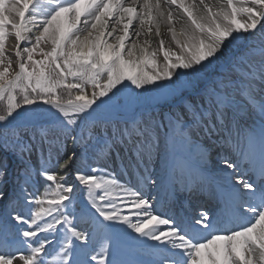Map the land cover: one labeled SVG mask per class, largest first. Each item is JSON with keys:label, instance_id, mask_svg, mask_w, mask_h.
Masks as SVG:
<instances>
[{"label": "snow or ice", "instance_id": "1", "mask_svg": "<svg viewBox=\"0 0 264 264\" xmlns=\"http://www.w3.org/2000/svg\"><path fill=\"white\" fill-rule=\"evenodd\" d=\"M173 6L186 17L179 31ZM161 23L168 26L167 34L179 52L166 47ZM153 31L159 41L157 48L149 51L153 45L148 37ZM117 32L122 34L115 35ZM240 33L264 36V0H219L218 5L206 0H0V124L8 122L20 109L42 103L59 113L62 125L75 126L78 117L90 114L94 106L99 107L98 101L110 99V94L125 82L143 89L172 80L179 70L199 71L201 66L208 67L226 42L231 43ZM114 36L117 42L109 43ZM11 37L16 41L11 54L18 62L15 75L7 51ZM141 37L146 38L142 44L137 43ZM128 41H132L130 47ZM42 44L51 45L50 51H44ZM137 48L142 56L136 55ZM258 51L264 57V48ZM158 52L163 54L162 68ZM37 55L43 59H35ZM258 75L264 78V63L259 72L250 70L249 79ZM87 86L93 89L90 98ZM59 90H64L66 98ZM74 91L79 94L74 95ZM248 92L249 103L255 102L252 90ZM259 108L264 112V101ZM196 116L199 120L194 116L193 122L204 124L211 133L210 116L200 112ZM143 147L139 142L133 144L140 158ZM101 151L111 152L113 145L105 144ZM75 156L73 153L63 165L57 160L55 166L63 172ZM47 163H52L51 156ZM224 167L233 171V183L239 186L233 188V193L245 201L239 207L246 215L235 218L231 227L213 225L207 213H200L189 226L182 227L154 209L139 182H122L105 168H82L75 179L87 190L91 208L103 221L124 225L139 237L165 246L159 249L166 254L162 264H264V185L257 189L247 179H236L234 163L225 161ZM260 174L264 176V148ZM40 175L47 183L43 195L25 194V202L37 206L35 210L30 209L28 218L11 217L25 226L20 232L24 238L20 243L28 254L17 256L0 247V264H44L45 250L53 241L38 238L41 234L56 233L60 226L64 230L61 264H69L74 240L83 244L89 241L67 213L74 191V186L64 183L67 174L58 179L59 173L52 174L45 167ZM3 176L0 169V181ZM3 198L0 193V200ZM107 252L105 246L90 260L94 264H111Z\"/></svg>", "mask_w": 264, "mask_h": 264}, {"label": "rangeland", "instance_id": "2", "mask_svg": "<svg viewBox=\"0 0 264 264\" xmlns=\"http://www.w3.org/2000/svg\"><path fill=\"white\" fill-rule=\"evenodd\" d=\"M36 34H38V31ZM29 35L31 36L32 34ZM247 35L248 33H240L231 43L226 42L222 52L218 53L217 58H214V62L206 68L201 66L202 70H179L176 75H174L172 80L160 81L155 85H146L143 89H136L129 82H125L124 85H120L116 90H114V94H110V99L105 98V102L98 101L97 103L101 106H107L113 111L132 114L135 116V118H137L136 124L127 127L130 135L129 141L131 143L135 144L139 142L142 144V142L145 140L144 136L146 134L150 136H162V134L164 135L169 132L170 128L176 130L173 133H175V136L180 141H189L186 138L187 134L185 135V133L188 129L191 130L195 124L193 122L194 114L197 112L201 113L207 110V108L209 109L208 106L204 105H207V103L210 101H205L204 99H191L184 103V108L190 109V112L193 113V116L188 115V113H186L183 109L173 111V108H164V105L178 102L182 97H184L186 93H192L199 90L200 86L208 80L213 82L214 85L212 90L214 92L221 96H230L233 92V90H231L233 87L231 83L236 81L235 79L238 78V73L236 74V72L239 71L240 73V71H244L242 69L243 61L241 58L243 53L234 57L233 65L225 72L218 73L217 69L221 61L225 59L228 53L234 52L247 42ZM112 42L116 43L117 41L115 38H113L109 40V43ZM15 43V38L11 37L9 40V48L7 50L12 60V74L18 65L14 55H11V47ZM250 43L252 45L254 40H252ZM252 47L253 45L251 48ZM41 48L44 51H50L51 45L42 44ZM156 48L157 46L155 49ZM249 49L247 51H249ZM126 50L127 49H125V52H127ZM34 58L37 60L43 59V57L39 55L35 56ZM161 61V64H164V58L161 59ZM149 71H151V69H149ZM92 91L93 89L90 86L86 87V92L89 98L91 97ZM75 94L79 93L75 91ZM151 103L159 106L153 107L148 105ZM159 103H164V105ZM60 121V117H51L44 112H35L32 115L24 116L16 125H14V127L0 131V169H2L4 172L2 181H0V193H2L4 197L2 200H0V231L3 227L2 239L7 236L6 240H10L12 237H15L17 233L19 234L21 232V229L16 227L17 225L10 226V224H13L10 223L13 222L11 217L18 215L17 213H19L18 209H16L14 206V204H17L15 203L16 200L12 198L11 201L9 199L5 201L7 196L10 194L11 184L19 177L18 171L21 170H12L14 165V156L23 158L22 153L26 152L28 155L33 157V162L35 165H40L43 162H47L49 156H51L52 162L57 161L60 159L61 155H63L68 150L71 144L74 143V140H76L79 141V158H77L75 165L78 167V171L82 168L96 166L108 169L112 173L116 174L119 179H121L120 173L117 171V169L110 167L108 163L106 164L105 152L101 151L104 148L103 144H106V142L112 138H117V133L119 131L117 126L114 124L91 123L86 121L82 124L81 128L75 131L74 126L65 127L60 123ZM42 133H46V135L42 136ZM98 144H101L102 146ZM26 146H30V148L26 149ZM70 185L74 186L75 189V191L71 194L72 201L67 209V213L70 214V219H73L74 221L75 218L78 217V211L81 207V213L83 216H85L89 227L91 224H94L97 230H100L103 233L105 231L104 225H108L111 222L103 221V219L99 217L95 210L91 208L88 201L87 190L84 187L81 185L79 186L78 182ZM75 198L81 199L79 205L77 204L78 206H76ZM47 219L51 218L49 217ZM111 224L112 226L116 225L113 223ZM101 225H103V227H101ZM13 227H16L17 230H15ZM86 229L87 228H85V230ZM85 230L82 233L89 237L88 243L83 244L74 240L73 243L75 247L71 250L73 253L72 256H75L76 259L78 258L76 262L78 261L79 264L81 258L82 260H90V256L102 252L103 248L107 246L106 244L108 243V241L104 243L103 237L102 241L99 237L93 235V233L88 234L87 230ZM59 232L64 233L63 226H60V229L50 236L49 234H41V236L38 238L40 240H45V238L48 237L53 241L47 246L45 250L46 255L48 254L47 250H49L50 247L56 242ZM103 236L106 237V239L110 238L108 233L103 234ZM32 243L33 246H38L35 242ZM1 244L3 243H0V247L4 248V246ZM86 248H92V250L86 254ZM52 249L56 250V246L54 248L53 245ZM22 254L27 255V249L22 248L21 251H19V254L16 253L15 255L19 256ZM83 254H86L88 258H83ZM16 264H21V262H16Z\"/></svg>", "mask_w": 264, "mask_h": 264}, {"label": "bare ground", "instance_id": "3", "mask_svg": "<svg viewBox=\"0 0 264 264\" xmlns=\"http://www.w3.org/2000/svg\"><path fill=\"white\" fill-rule=\"evenodd\" d=\"M206 2H210L213 5H218L219 0H206ZM162 3H163V0H162ZM164 7L168 8V5L165 4ZM172 10L176 13V19L179 21V23H177L175 25V27L177 28V31H179V29L183 26V23L186 20V17H184L183 13L180 10L175 9L174 6H173ZM241 19H244V18H241ZM135 28H136V26L134 25V28L132 30L133 31V38H135L134 37ZM110 29H111V27H110ZM160 30H161L162 38L166 41V47L171 46V48L174 51L179 52V49H177L175 47V44L171 41L170 36L167 34L168 26L163 24V23H161V29ZM117 34H122V33L117 32L115 35H117ZM251 34H252V37L259 36V35L254 34V33H251ZM113 38H115V36ZM113 38H111V39H113ZM145 38L146 37H141L140 41H137V43L142 44V41ZM148 38L152 40L153 47H152V49H149V51H152L158 45L159 38L155 36V31H153L152 36L148 37ZM112 43H115V42H112ZM127 43H129L128 47H130L132 41H128ZM128 47H126L127 50H128ZM13 51H14V49H13V47H11V53H13ZM136 55L137 56H142V53L140 52L139 48H137ZM229 57L230 56H227V57H225L224 60L221 61V64L225 65L223 68H226L228 66L229 61H230ZM14 58L17 60V58L15 56H14ZM161 59H163V54H162V52H160V53L158 52V63H159V65L162 68L164 64H161L162 63ZM246 66H248V64H246ZM249 68L251 69V68H253V66L250 65ZM17 71H18V65L16 66V70L14 71V73L12 75H15V73ZM262 79L264 80V78H262ZM212 85H213V83L211 84V83L207 82L205 84H202L201 87H203L202 93H206L204 95L208 94V95H211V97L214 98V95L209 92L210 91V87ZM259 85H260L261 93H262V95L264 97V84H259ZM188 99H190V98H188ZM259 103L260 102H257L254 105L252 111H250L247 116H248V120L256 118V121L258 120V123H260L259 125L264 127V112H262V114H261V111H259ZM178 107L179 108L180 107L183 108L182 105L181 106L180 105H176V106L174 105L173 109H177ZM26 108L36 109L37 111H43V112L47 113L48 115L60 117L59 113H57L50 106L44 105V104H41V103L37 104V105H33V106H28ZM26 108H24V109H26ZM94 108H95V110L91 111L90 114L89 113H85L83 116H80L78 118H80L82 120V122H84L86 120H91V121L103 122V123H109V124L112 123V124H114L117 127H120L121 124H123V123H128L129 121H131L130 120L131 118L126 117L121 112H118V111L115 112V111H112V110H107V109H103L101 107H96V106H94ZM23 110L20 109L19 112L17 114H14V117L10 118L8 122L0 124V127H8V126L14 125L18 121L17 118H16L17 115ZM186 111L190 112V109H186ZM245 124H247V123L245 122ZM249 129H251V132H253L255 135H260L261 134V130L260 129L253 128L251 126H250ZM262 130H264V129H262ZM165 140H166V137H164V136L153 135L151 137V141H145L143 145H144L145 148H148V149L151 148L152 150H154L155 153H157L159 151V149L161 150V149L164 148V144H161V141H165ZM76 144L77 143H75L74 146H71L69 148V150H68L69 156L68 157L72 156L73 153H75L76 156H77V149H78L79 145H76ZM98 145H101V144H98ZM164 153H165V150L163 149L161 157L163 156ZM130 154L131 153H129L128 155H130ZM144 155L147 156L146 153H144ZM117 156H118V154H117ZM164 156H163V158H159L157 160H159L162 163L166 162L167 161L166 158L168 157V155H164ZM67 159H69V158H67ZM75 159H76V157H75ZM75 159L73 161H75ZM16 164H19V162L16 161ZM69 172H71L70 168L67 169L64 172V175L65 174H69ZM124 173H126V175H124ZM120 174L122 176V178L120 179L122 182L123 181H130L131 184L137 185L138 181L134 180L132 173L128 169L120 171ZM143 177H144V175H143ZM139 187L141 188L143 194L145 196H147L148 198H150L151 202L153 203L154 209L156 211L161 212L162 208H164V206H165V207L171 208L172 211L174 212L175 207H173V205L170 203V199L168 198V196L164 195V197L160 200L158 198H154V194L152 195L150 193H147L146 192L147 190L145 189V187L141 186V183H139ZM200 192L203 194L202 191H200ZM164 216L168 217L169 216L168 212H165ZM173 221H176V218L173 219ZM134 222H135V220H134ZM115 226H113L110 229V231H109V234L111 236L115 235L118 238L120 236H124L127 239H132L133 241H139L141 239H144L143 237H139V236L134 238L133 236L136 235V233L132 232L131 229H128L124 225L116 224ZM119 243H121V242H119ZM128 243H130V245H132V246H130L129 250L136 251L137 253L144 254V255L149 253L148 250H151V251L153 250L154 251L155 249L159 250V249H162V248L165 247L163 245H159L158 242L151 241V240H148L144 246L133 244L131 242H128ZM121 245L122 244H120V246ZM107 249H108V260L111 262V264H120V262H122V258L120 256H118V252L120 250L116 249L115 251H113L111 247H107ZM61 250H62V248H61V245L59 244L58 245V249H57V251H58L57 254L52 252L50 255H48V257L46 258L44 263L45 264H61V259H62L61 256H60ZM133 263H138V262L133 261ZM86 264H88V263H86ZM90 264H94V262L91 261Z\"/></svg>", "mask_w": 264, "mask_h": 264}, {"label": "trees", "instance_id": "4", "mask_svg": "<svg viewBox=\"0 0 264 264\" xmlns=\"http://www.w3.org/2000/svg\"><path fill=\"white\" fill-rule=\"evenodd\" d=\"M60 94L66 98L67 94L63 90L60 91Z\"/></svg>", "mask_w": 264, "mask_h": 264}]
</instances>
